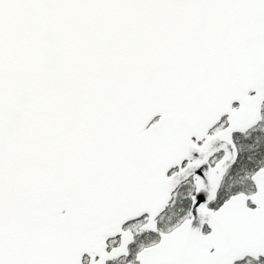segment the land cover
<instances>
[{"label":"snow or ice","instance_id":"obj_1","mask_svg":"<svg viewBox=\"0 0 264 264\" xmlns=\"http://www.w3.org/2000/svg\"><path fill=\"white\" fill-rule=\"evenodd\" d=\"M0 264H264V0H0Z\"/></svg>","mask_w":264,"mask_h":264}]
</instances>
